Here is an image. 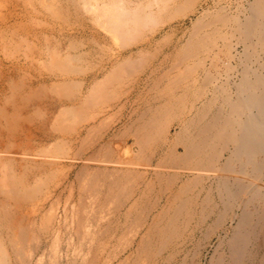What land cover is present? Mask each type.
<instances>
[{"label":"bare ground","instance_id":"1","mask_svg":"<svg viewBox=\"0 0 264 264\" xmlns=\"http://www.w3.org/2000/svg\"><path fill=\"white\" fill-rule=\"evenodd\" d=\"M25 1L31 11L44 8L53 16L62 11L57 2L64 1V12L71 7L75 16L84 13L85 22L96 27L91 28L90 41L103 44L110 39L119 49L102 60L95 55L102 63L94 72H90L92 63L87 72L88 63L84 65L82 58L89 52L53 51L54 55L46 50L49 57L54 55L47 59L55 81L50 85L57 88L54 94L67 83L79 89L86 84L85 97L80 91L77 97L71 92V100L57 110V116L44 122L34 121L44 111L34 118L39 110L34 108L33 120L16 118L17 123L0 126L4 131L14 129L7 140L0 135V264H45V260L47 264H264V0H51L50 5L48 0ZM20 2H11L12 8ZM9 19L12 27L16 25V18ZM5 20L1 16L0 27ZM16 66L14 62L11 70L17 71ZM6 72L0 69V82ZM71 75L83 77L78 82L66 80ZM110 81L118 86L125 81V101L114 107L120 128L104 137L111 117L104 123L102 117L88 118L93 111L98 115L110 108L102 107L108 95L100 90ZM145 85L152 95L146 97L155 105L140 95L143 105L135 107L137 116L128 105L130 92ZM98 91L101 96L93 103ZM86 109L92 113L78 116ZM32 121L34 126L25 129L23 124ZM18 133L25 136L18 138ZM92 137L95 142L87 141ZM112 139L117 143L113 147ZM74 142L81 145L75 153ZM58 162L74 170L72 176L79 183L76 194L70 186L74 181L67 182ZM56 180L64 183L62 188L59 183L53 186L50 201L40 204L42 190ZM64 193L67 200L72 194L78 200L70 208L63 204L57 216L56 205ZM23 210L30 212L27 223ZM121 211L123 220L118 216ZM24 250L41 253L27 256ZM45 251L48 256L43 258Z\"/></svg>","mask_w":264,"mask_h":264},{"label":"rangeland","instance_id":"2","mask_svg":"<svg viewBox=\"0 0 264 264\" xmlns=\"http://www.w3.org/2000/svg\"><path fill=\"white\" fill-rule=\"evenodd\" d=\"M13 1H15V0H0V13L1 14H3V15H1L0 14V19H1V16H4L5 15V19L6 18H8V22H6V20L4 21V22H6L5 24H4V26H2V27H0V69H3V71L4 72H6V70H8L6 73L8 74V78H7V74L6 73H4L5 75H4V80L5 81H1L0 82V111L1 112H3V113H1L0 114V126H2L3 124L5 125V126H7V127H9L8 125H12L13 123H17L18 121H25V120H33L35 117H36V115L38 114H40L43 110L45 111H43L42 112V116H41V114H40V116H39V118H38V116L34 119V121H37V120H40V122H44V121H46V120H48L47 118H50V115H52V117H56L57 116V114L60 112V110L57 112V110L58 109H61L62 108V106L63 105H66L67 104V101L68 100H71V98L72 97H70V95L73 93L74 94V97H77L78 96V93H76V92H78V91H80L81 92V96L82 97H85L84 95L86 94L85 93V90H86V84L85 85H82V86H80L81 88L79 89V88H75V87H77V85H68V83L67 84H65L64 85V87L66 86H68L66 89H64V87L63 88H61V90L60 91H56V93L54 94V90H56L57 88H53V86H51L52 84L54 85V83L53 82H55L54 81V78L53 77H51V75L48 73L49 71H51L50 70V67H51V65H50V67H49V65L47 64L48 62H49V60H47V59H49V58H52L55 54H54V52L56 53H58V54H69V55H75V54H79L80 52L81 53H83V54H86V52H89V53H87L88 55H84L82 58H85V61H84V65H86L87 63H88V65H86V67H87V72H89V69L91 68V70H90V72H94L95 70H96V68H98L100 65H101V60L106 56V54H108V55H110V54H112L114 51H118V49H119V47L116 45V44H114L113 43V41H111L110 39H107L105 42L106 43H99L98 41H96L95 39H91L92 41H90V32H93L92 31V27L94 28V26H92V25H89V23L88 22H85L86 20V17H87V15H85L84 13H83V15H82V13H81V15H77V16H75V13L72 11V8L71 7H68V12H64V11H67V9L66 10H64V8H66V6L67 5H65L64 4V1H59V2H57V1H54L53 0V2L55 3V2H57V4H59V6H60V4H61V6L59 7L57 4H56V6L57 7H59V14H61V15H59L58 13H56L55 15L57 16V18H58V21H57V18H55L56 16H53L54 14L53 13H51L52 11H50V13H49V10H46V11H44V8H43V10L41 9V10H38L39 8H37V7H34V8H32V10L34 9V10H37V11H31V6L30 7H28L27 6V4H26V1L25 0H23V2H22V0H21V2H20V0H16V1H19L20 2V6L19 7H17V8H12V6H11V2H13ZM49 1H51V0H48V1H46V2H48L49 4L48 5H50V2ZM5 3V4H3V3ZM4 5V7H3V5ZM10 3V4H9ZM6 4H8V5H6ZM22 4V5H21ZM24 6V7H23ZM65 6V7H64ZM62 7V8H61ZM30 8V9H29ZM14 10V11H13ZM26 10L27 11H29V12H27L26 13ZM41 11V12H40ZM34 12H36V13H34ZM63 12V13H62ZM6 13V14H5ZM31 13H34V14H31ZM38 13V14H37ZM65 13V14H64ZM68 13H70V14H68ZM51 14V15H50ZM53 14V15H52ZM73 14V15H72ZM10 15V16H9ZM32 15V16H31ZM34 15V16H33ZM64 15V16H63ZM66 15H67V17L68 18H66ZM9 16V17H8ZM38 16V17H37ZM60 16H63L62 18H60ZM74 16V17H73ZM83 16V17H82ZM54 19V22H53V20H52V18ZM70 17V18H69ZM77 19H76V18ZM81 17V18H80ZM2 18H4V17H2ZM9 18H16L15 19V23H16V25H13V27H12V23H14L13 22V19L12 20H10ZM18 18V19H17ZM61 19V21H60V19ZM65 18V19H64ZM74 18V19H73ZM84 18V19H83ZM35 21H34V20ZM64 19V20H63ZM36 20H37V23H36ZM76 20L78 21V22H76ZM38 21H40V22H38ZM63 21H65V22H63ZM73 21H74V23L75 24H73ZM19 22V23H18ZM42 22H43V24H42ZM71 22H72V25H74V26H72L71 25ZM18 23V24H17ZM42 24L43 26H44V24H45V28L43 29L42 27V25L41 26H39V24ZM63 23H65V24H63ZM66 23H67V25H68V29H66ZM187 23V24H186ZM185 23V25H184V29L185 30H187L189 27H190V23L189 22H186ZM10 24V25H9ZM21 24H22V27H21ZM47 24V25H46ZM52 24H54V25H52ZM189 24V25H188ZM17 25H18V29L17 30H15V28L17 27ZM25 25V26H24ZM50 25V26H49ZM58 25V26H57ZM60 25V26H59ZM78 25V26H77ZM14 26H16V27H14ZM19 26H20V29H19ZM52 28V29H50V28ZM75 27H77V28H75ZM78 27H81V28H78ZM42 28V29H41ZM83 28V29H82ZM96 28V27H95ZM94 28V29H95ZM187 28V29H186ZM46 29V30H45ZM45 30V31H44ZM70 30H71V32H70ZM62 31V32H61ZM64 31V32H63ZM59 32V33H58ZM61 32V33H60ZM68 32V33H67ZM50 33V34H49ZM56 33H58V34H56ZM84 34V35H83ZM22 35V36H21ZM57 35V36H56ZM38 36V37H37ZM50 36H52V37H50ZM79 36V37H78ZM72 37V38H71ZM40 38V39H39ZM63 38V39H62ZM25 39V40H24ZM61 39V40H60ZM68 39V40H67ZM71 39V40H70ZM73 39V40H72ZM86 39V40H85ZM49 40V41H48ZM65 40V41H64ZM81 40V41H80ZM89 40V41H88ZM67 41H68V43H67ZM71 41V42H70ZM77 42V43H72V42ZM79 41V42H78ZM87 41V42H86ZM39 42V43H38ZM61 42V43H60ZM84 42V43H83ZM90 44H89V43ZM110 42V43H109ZM49 43H50V45H49ZM56 43V44H55ZM57 43H58V45H57ZM59 43H60V46H59ZM72 43V44H71ZM91 43H93V44H91ZM94 43H96V44H94ZM54 44V45H53ZM68 44H70V45H68ZM74 44V45H73ZM77 44V45H76ZM80 44L81 45H83V47H81L80 46ZM49 45V46H48ZM71 45H72V47H71ZM76 45V46H75ZM93 47H92V46ZM94 45H96V46H94ZM108 45L110 46L111 45V47H108ZM48 46V47H47ZM70 48H69V47ZM98 46V47H97ZM99 46H101L100 48H103V49H99ZM104 46V47H103ZM116 46V47H115ZM52 47H53V49L54 50H52ZM54 47H56V49L58 48V49H60V50H58V51H55V48ZM74 47V49H75V47L77 48V47H79V48H77V49H72ZM108 49H107V48ZM17 48V49H16ZM29 48V50H28V52H27V49ZM38 48V49H37ZM46 48V49H45ZM67 48V49H66ZM97 48V49H96ZM106 48V49H105ZM118 48V49H117ZM93 49V51H90V50H92ZM46 50H49L50 52L49 53H51V51L53 52V54H51V57H49L50 56V54L46 51ZM99 50L102 52V54H100L101 52H99ZM106 50H110L109 52H107ZM38 51H41V52H43V54H41L40 52H38ZM46 51V52H45ZM68 51V52H67ZM111 51H112V53H111ZM63 52V53H62ZM76 52V53H75ZM26 54L27 55V57L26 58H29V56H30V60L29 59H27L26 60V58L23 56V55H21V54ZM29 53H31V54H29ZM46 53V54H45ZM56 53V54H57ZM29 54V55H28ZM34 54V55H33ZM41 54V55H40ZM45 54V55H44ZM49 54V55H48ZM32 55V56H31ZM91 55V56H90ZM95 55H101V57H100V59H99V56H95ZM15 56V57H14ZM36 56V57H35ZM39 56V57H38ZM45 56H47V57H45ZM94 56V57H93ZM6 57V58H5ZM20 57V58H19ZM35 57V58H34ZM86 57H87V59H86ZM89 57V58H88ZM16 58H19L18 60L16 59ZM23 58H25V59H23ZM32 58V59H31ZM41 58V59H40ZM148 58H149V56H148ZM12 59V60H11ZM45 59V60H44ZM90 61H89V60ZM14 60H16V61H14ZM31 60H32V62H31ZM43 60V63L45 64H43L42 63V65H39L40 63H41V61ZM94 60H95V62H94ZM99 60V61H98ZM17 62V66H16V68H14L15 70H17V71H12L11 70V67L10 66H12V64L14 63V62ZM29 61L31 62V63H29ZM38 61H40V63L38 62ZM48 61V62H47ZM19 62V63H18ZM23 62V63H22ZM37 62H38V64H37ZM101 62V63H100ZM29 63V64H28ZM89 63L91 64L90 66V68H89ZM100 63V65H98V64ZM31 64H32V66H31ZM36 64H37V66H39V67H37L36 66ZM95 64H96V66H95ZM29 65V66H28ZM46 65L48 66V68L46 67ZM92 65H94L95 66V68L93 69L92 67H94V66H92ZM42 66V67H41ZM78 66V65H77ZM8 67V68H7ZM20 67V68H19ZM34 68V69H32V68ZM36 67V68H35ZM43 67H45V70H44V68ZM85 66H83V68H86ZM5 68V69H4ZM40 68H43V69H40ZM10 69V70H9ZM20 71H19V70ZM29 71H28V70ZM39 71H38V70ZM48 69H49V71H48ZM25 70V71H24ZM37 70V71H36ZM85 70V71H86ZM19 71V72H18ZM28 71V72H27ZM33 71H35V72H33ZM85 71H84V73L83 74H85ZM17 72V74L15 75V73ZM25 73V75L23 74V73ZM37 72H39L38 74H37ZM41 72H43V73H41ZM14 73V74H13ZM34 73V74H33ZM42 75H41V74ZM2 74V73H1ZM1 74H0V76H1ZM37 74V75H36ZM47 74V75H46ZM48 74L50 75L49 77H47L48 76ZM137 73H135V75H136ZM19 77H18V76ZM20 75H22V76H20ZM24 75V76H23ZM135 75H133V76H135ZM27 76V77H26ZM30 78H29V77ZM37 76V77H36ZM40 76V77H39ZM46 76V77H45ZM18 77V78H17ZM22 77V78H21ZM24 77V78H23ZM42 77V78H41ZM75 77V78H74ZM73 77V75H71V76H69V77H67L66 78V80H68V81H70V80H72V81H76V82H78L79 81V78L80 77H83V75L82 76H74ZM100 77V76H99ZM98 77V78H99ZM122 78L124 77V76H121ZM121 77H119V79L121 80L122 78ZM19 78H20V80H19ZM26 78V80H23V79H25ZM27 78H28V80H27ZM32 78V79H31ZM37 78H39V79H37ZM48 78H50V79H48ZM52 78V79H51ZM135 78H139L138 80H145V76H143V75H140L139 77L138 76H135ZM165 78V77H164ZM99 79H102V77H100ZM98 79V80H99ZM130 79V78H129ZM15 80V81H14ZM22 80H23V82H22ZM112 80V79H111ZM125 80V79H124ZM11 81V82H10ZM29 81V82H28ZM31 81V82H30ZM41 81V82H40ZM13 82V83H12ZM15 82H17L18 84H15ZM20 82H22L21 84H20ZM50 82L52 83L51 85H50ZM111 82V84H108V82H105V84H108V85H103V87H105V88H100V90H101V93L102 94H104V93H107V95H108V97L107 98H109V99H107V98H105V96H104V98L103 99H105V101H103L102 103H106V105H102V107H110L109 109L107 108V109H105V113H101V114H98V115H95V111H93V113L92 112H90V113H92V117H90V118H88V119H92L93 117H97V118H99V117H102L103 119H101L100 121L102 122V123H104V122H106V121H104V120H106L107 118V121H109V118H110V121L108 122V124L109 125H107V126H111L110 128H108V130H107V134L104 136V137H110V135H111V133L113 132V131H116V130H118L119 128H120V119H119V121L117 120V118L119 117V114L117 113V112H114V107H115V105L117 106V103H123L124 101H125V98H124V88H125V86H124V84H125V81L123 82H121L122 84H123V86H121V85H117V84H115V82L114 81H110ZM13 85H12V84ZM30 83V84H29ZM48 83V84H47ZM73 83H75V82H73ZM19 84H20V86H19ZM23 84H24V87H26V88H20V87H23ZM28 84V85H27ZM41 84V85H40ZM42 84L45 86V87H47V89L44 87L43 88V86H42ZM72 84V83H71ZM116 87H114L113 85ZM37 85H39L42 89H44V90H42L39 86H37ZM51 87H50V86ZM99 85H101L102 86V83H100ZM110 85H112V86H110ZM2 86V87H1ZM4 86V87H3ZM19 86V87H18ZM27 86L28 87H30V88H27ZM32 86H34L33 88H34V90H33V88H32ZM118 86V87H117ZM146 86V85H145ZM8 87H12V88H8ZM38 87L41 89V91H40V89L38 90ZM50 87V88H49ZM71 87V88H70ZM78 87H79V85H78ZM111 87V88H110ZM112 87H114L115 88V90H114V88H113V90L115 91V92H117V91H119V92H117V93H115V92H113V90H112ZM123 87V88H122ZM16 90H15V89ZM35 88H37V90L35 89ZM50 90H49V89ZM53 88V92H50V91H52L51 89ZM106 88H108V91H107V89ZM120 88V90H118ZM13 89V90H12ZM24 89V90H23ZM63 89L65 90V92H67V94L66 93H64V91H63ZM68 89H69V91H68ZM79 89V90H78ZM107 91H105V90ZM110 89V90H109ZM123 89V90H122ZM9 90L11 91L10 93H8L9 92ZM23 91V93H22V91ZM29 90V91H28ZM33 90V91H32ZM47 90H49V91H47ZM76 90V91H75ZM97 90V89H96ZM98 90H99V88H98ZM102 90H104V92H102ZM122 90V91H121ZM8 91V92H7ZM13 91V92H12ZM17 91V92H16ZM74 91V92H73ZM133 90H131V92H130V98L129 99H131V96H132V99L131 100H129V106L131 107V109L134 111V110H136L135 111V114L136 113H138V114H136L137 116L139 115V109L138 108H135L137 105L139 106V105H143V103H140V101H139V96L141 95L142 96V98L144 97L147 101H149L148 103H150L151 105H155V101H153V100H149L148 98L149 97H151L152 95H151V92L149 91V89H148V87L146 86L145 88H143V90L142 89H137V88H135L134 89V91L132 92ZM137 91V92H136ZM16 92V93H15ZM33 92V93H32ZM39 92H41V93H39ZM70 94H69V93ZM72 92V93H71ZM99 92V91H98ZM108 92H113V94H117L116 96L115 95H113L114 97H115V101H112V100H114L113 98V96L111 95V93H108ZM122 92V94H120ZM2 93V94H1ZM14 95H12V94ZM44 93V94H43ZM58 93V94H57ZM85 93V94H84ZM138 93H141V94H138ZM154 93L155 92H153L152 94L154 95ZM3 94H4V96H6L5 98H4V96H3ZM9 94H10V96H9ZM17 94L19 95V96H17ZM22 94V95H21ZM43 94V95H42ZM47 94V95H46ZM51 94V95H50ZM72 94V95H73ZM76 94H77V96H76ZM94 94V93H93ZM96 94V96L94 97V95H92L93 97H94V99H96L95 101H94V99L93 98H91L92 99V102L94 103V102H96L98 99L96 98V97H100L101 95H100V92L99 93H95ZM98 94H99V96H98ZM134 94H136V95H134ZM157 94H158V92H157ZM24 95H26V96H24ZM28 95H29V99H25V97H28ZM44 95H46V96H44ZM56 95H57V97H56ZM61 95H63L62 97H61ZM123 95V96H122ZM138 95V96H137ZM44 96V97H43ZM52 96H53V98L54 99H52ZM66 96V97H65ZM110 96H111V98H110ZM119 96H122V97H120V99L118 98ZM146 96H149V97H146ZM159 96V95H158ZM8 97V98H7ZM20 97V98H19ZM24 97V98H23ZM32 99H31V98ZM37 97V98H36ZM46 97V98H45ZM49 97H51V99L49 98ZM67 97H70V99H66ZM102 97H103V95H102ZM101 97V98H102ZM113 97V98H112ZM4 100H3V99ZM8 100H7V99ZM23 98V99H22ZM57 98H58V100H59V102L57 101ZM118 98V99H117ZM141 98V99H142ZM10 99V100H9ZM14 99V100H13ZM18 101H20L19 103L17 102V100ZM31 99V100H30ZM41 99V100H40ZM44 99V100H43ZM47 99V100H46ZM51 100V103H50V100ZM100 99V98H99ZM106 99H107V101H106ZM112 99V100H111ZM137 99V100H136ZM24 100H25V103L27 102V100L30 102H28V103H26L25 105H24ZM54 100V101H53ZM133 100V101H132ZM134 100H136L137 101V104H135L134 105ZM41 101V102H40ZM64 101V102H63ZM101 101V100H100ZM154 103H153V102ZM42 102H43V104H42ZM61 102V103H60ZM109 102V103H108ZM115 102V103H114ZM139 102V103H138ZM153 104H152V103ZM37 103H38V105H37ZM41 103V104H40ZM92 103V104H93ZM113 103V104H112ZM22 106H21V105ZM46 104V105H45ZM48 104V105H47ZM112 106H111V105ZM132 104V105H131ZM15 105V106H14ZM24 105V106H23ZM28 105V106H27ZM40 105V106H39ZM51 105V106H50ZM53 105V106H52ZM58 105V106H57ZM114 105V106H113ZM7 106V107H6ZM19 106H21V108L22 109H20V108H18V109H20L19 110V112H14V110H17L18 111V109L16 108V107H19ZM33 106V107H32ZM43 108H42V107ZM90 106V105H89ZM92 106V105H91ZM15 107V108H14ZM31 107V108H30ZM41 107V108H40ZM113 107V108H112ZM140 107V106H139ZM26 108V109H25ZM29 108V109H28ZM36 108H39V110L41 109V111H39L38 109H36V111H37V113H36V111H35V109ZM49 108V109H48ZM55 108V109H54ZM12 109V110H11ZM14 109V110H13ZM54 109V110H53ZM124 109H126V108H124ZM5 110V111H4ZM53 110V111H52ZM32 111H35L34 112V114H33V112ZM47 111V112H46ZM85 111V110H84ZM82 112L83 114H80V115H78L79 114V112H76L75 111V115L77 114L78 116H81V117H83V116H86L87 114H90L89 113V111H87V109H86V111L87 112ZM5 112H6V114H5ZM27 112V113H26ZM39 112V113H38ZM57 112V113H56ZM111 112H114L115 114H113V113H111ZM13 115H12V114ZM15 113H17L18 114V116H17V114L15 115L16 117L14 118V114ZM30 113V114H29ZM35 115L34 116V118L33 119H31L32 117H33V115ZM51 113V114H50ZM85 113H86V115H85ZM2 114H4V118H3V116H2ZM29 114V116H25V115H28ZM44 114V115H43ZM46 114V115H45ZM55 114V115H54ZM107 114V115H106ZM111 114H113L112 116H113V119H112V116H111ZM6 115V116H5ZM9 115V116H8ZM13 116V118H11L12 116ZM54 115V116H53ZM76 115V116H77ZM109 115V116H108ZM121 115L123 116V113H121ZM30 116H32V117H30ZM43 116H46V117H43ZM2 117V118H1ZM19 117L21 118V119H19ZM23 117H25L26 119L25 120H23ZM30 118V119H27V118ZM107 117V118H106ZM18 119V121H17V119ZM38 118V119H37ZM45 118H46V120H45ZM10 120L9 122H8V120ZM13 119V120H12ZM15 119H16V121H15ZM43 119V120H42ZM116 122H115V121ZM13 121V122H12ZM34 121H32L30 124H23V126L25 127L26 125L28 126V128L29 129H31L30 128V126L31 127H33L34 125L33 124H35V123H33ZM99 121V120H98ZM99 121V122H100ZM111 122V123H110ZM136 123H138V121L136 120L135 121V124ZM113 124V125H112ZM134 124V123H133ZM131 125L132 127L135 125ZM19 125V124H18ZM22 125V124H21ZM27 126H26V128L25 129H28L27 128ZM12 129V128H11ZM15 129H16V127H15ZM24 129V128H23ZM100 129V128H99ZM110 129V130H109ZM114 129V130H113ZM14 129H12V130H10V129H7L6 131H4L3 129H1L0 131H1V134L0 135H2V136H4V140H7L8 139V137H9V135H11L12 133H11V131H13ZM94 131H96V130H94ZM6 134H5V133ZM100 132V131H99ZM3 133V134H2ZM109 134V135H108ZM55 135H57V134H55ZM18 136H21V137H18ZM18 138H22V136H25V134H21V133H18ZM82 138V137H81ZM93 138V137H92ZM89 139V140H87V141H91V142H95V138H93V139ZM16 139V138H15ZM128 139V138H127ZM131 137H129V140H128V143L126 144L127 146L130 144V142H131ZM18 140H20V139H16V142L18 141ZM15 143V142H14ZM75 144H74V146H73V149L74 150H72L73 151V153H75V150L76 151H78L77 149H80L81 148V145L78 143V142H74ZM111 145V147H113V146H115L117 143H116V141L114 140L113 141V139H112V141H110L109 142ZM108 143V144H109ZM89 145H90V143H89ZM89 145L88 144H86V146L84 147L85 149L84 150H86L88 147H89ZM46 146H49V145H46ZM13 150V151H12ZM11 151H12V153H15V150L14 149H12ZM55 156V155H54ZM62 162V161H61ZM59 163V164H57V166H62V168L64 169V170H62V169H60L61 170V174H62V176H63V172H66V173H64L66 176H67V182L69 183L70 181H74L73 183H72V185H70V186H72L73 187V189H72V193H75L76 194V192H77V190H78V188H79V183H78V181L76 180V177H73L72 176V174L73 173H71V172H73L74 170H67L65 167H66V165H65V163ZM63 164V165H62ZM70 172V173H69ZM69 175H70V178H69ZM77 175V174H76ZM75 176V175H74ZM75 178V179H74ZM61 180H62V178H61ZM61 180H58V182H57V180L55 181V182H57L56 184H54V183H52L53 181H51V183H49L48 185L49 186H47L46 188H44V190H42V195H40L39 196V198H38V200H40V204H43V203H45V202H47V200H49L50 201V192L51 193H53V186H55V185H57L58 183L60 184V187L62 188V186H63V184L64 183H62L61 184ZM75 181L77 182V183H75ZM76 184H78L77 186H76ZM50 189H49V188ZM60 187L57 189V191L58 192H60ZM78 187V188H77ZM48 188V189H47ZM84 188V187H83ZM52 189V191H50ZM50 191V192H49ZM55 193V197L57 196V197H59L57 194H59V193ZM65 194V195H64ZM63 194V196L61 195L60 197H63V198H60V202L56 205V206H58V207H56L57 208V210L55 209V204H54V207H53V209H55L56 211H55V213L57 214V216L60 214V207H62V205L63 204H65V208H70V206L71 205H76L75 203H77L76 201L78 200L77 199V197L74 195V194H72V196H71V198H69L68 200L66 199V193H64ZM49 196V197H48ZM41 198V199H40ZM47 198V199H46ZM72 199V200H71ZM37 200V201H38ZM46 200V201H45ZM85 202V204H86V202L88 201L87 200V198L85 199H83ZM69 205V206H68ZM47 207V203L45 204V208ZM44 208V209H45ZM21 212V211H20ZM24 213V214H23ZM27 213H29V214H26V211L25 210H23L22 212H21V216L23 215H25L24 217H25V223H27V218H26V216H28V215H30V212H27ZM123 213H124V211H121L120 212V214L118 215L119 217H121V220H123V218H124V215H123ZM32 216V215H31ZM31 222V221H30ZM120 223V222H119ZM30 230H26V232H29ZM121 232V231H120ZM60 234H62V230L60 231ZM29 237H27L26 239H28ZM47 243V242H46ZM49 246V245H48ZM47 246V247H48ZM50 247V246H49ZM61 248H62V246H61ZM108 248V247H107ZM48 252H49V250H48V248H45ZM42 250V247L39 249V251H41ZM26 250H24L23 251V254L24 253H26L27 254V256H28V254L29 255H31V256H35V257H37V255H39L41 252H37L35 255L32 253V252H30V253H32V254H30L29 252L27 253V251L25 252ZM47 251H45V253H43V255L42 256H44L43 258H46L45 256H48V252ZM47 252V253H46ZM25 254V255H26ZM46 254V255H45ZM204 262V261H203ZM43 263H45V264H47V262H46V260L45 261H43Z\"/></svg>","mask_w":264,"mask_h":264}]
</instances>
